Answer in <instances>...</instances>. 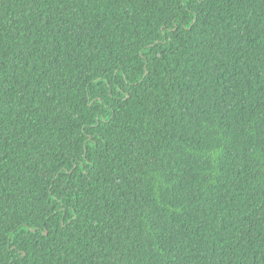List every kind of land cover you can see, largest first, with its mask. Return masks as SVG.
I'll return each instance as SVG.
<instances>
[{"label":"trees","instance_id":"1","mask_svg":"<svg viewBox=\"0 0 264 264\" xmlns=\"http://www.w3.org/2000/svg\"><path fill=\"white\" fill-rule=\"evenodd\" d=\"M0 264H264V0H0Z\"/></svg>","mask_w":264,"mask_h":264},{"label":"snow or ice","instance_id":"2","mask_svg":"<svg viewBox=\"0 0 264 264\" xmlns=\"http://www.w3.org/2000/svg\"><path fill=\"white\" fill-rule=\"evenodd\" d=\"M178 23H179V22H177V24H176V25H173V27H174V28H175V27H177V26H178Z\"/></svg>","mask_w":264,"mask_h":264}]
</instances>
